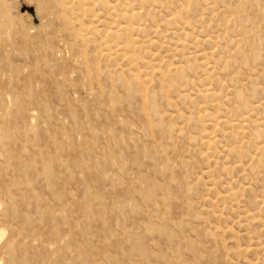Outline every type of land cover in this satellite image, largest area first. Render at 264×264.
Here are the masks:
<instances>
[{"label": "rangeland", "instance_id": "rangeland-1", "mask_svg": "<svg viewBox=\"0 0 264 264\" xmlns=\"http://www.w3.org/2000/svg\"><path fill=\"white\" fill-rule=\"evenodd\" d=\"M0 230V264H264V0H0Z\"/></svg>", "mask_w": 264, "mask_h": 264}, {"label": "bare ground", "instance_id": "bare-ground-1", "mask_svg": "<svg viewBox=\"0 0 264 264\" xmlns=\"http://www.w3.org/2000/svg\"><path fill=\"white\" fill-rule=\"evenodd\" d=\"M135 77V76H134ZM5 232L3 230H0V242L4 238Z\"/></svg>", "mask_w": 264, "mask_h": 264}]
</instances>
